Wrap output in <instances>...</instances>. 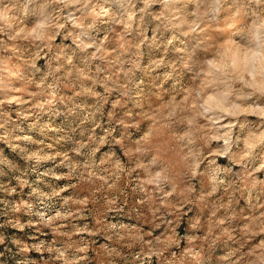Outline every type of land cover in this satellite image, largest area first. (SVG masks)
Wrapping results in <instances>:
<instances>
[{
	"label": "clouds",
	"instance_id": "9594fccd",
	"mask_svg": "<svg viewBox=\"0 0 264 264\" xmlns=\"http://www.w3.org/2000/svg\"><path fill=\"white\" fill-rule=\"evenodd\" d=\"M157 4L162 5L168 15L163 13L154 15L152 9ZM176 5H183L185 9L188 5H195L196 11L187 14L194 16L195 19L190 21L187 16L178 15L180 10L175 8ZM201 7L205 10L201 11ZM222 12L227 14L226 18H230L232 22H243L241 39L246 45L244 51L247 53L244 70L252 79L246 80L243 72L239 74L233 72L232 57L228 54L225 44L215 46L214 56L197 65L199 71H196L195 78L200 81V86L188 90L190 100L187 105L183 101L175 102L173 96L171 102L163 104L166 112L156 110L155 116L148 112L143 113L144 119L151 118L162 127L187 126L180 132L173 130L175 139L182 142V147L187 149L181 157L183 171L177 176L156 157H152L147 164L138 162L136 168H127L117 154V146L124 145V141L114 135L116 132L114 125L122 127L126 125L129 129L138 126L132 123L133 111H125L122 118H117L116 109L123 107L125 101L133 103L135 108H141L150 96L159 99L158 89L163 87V83L173 79L178 67L177 64L166 63L163 59L151 60L146 70L141 69L138 64H133L130 68L125 67L126 60L123 58L125 53L131 55L132 48L139 49L145 42L156 44L157 41L155 35L149 41L146 31L140 29L137 30L140 37L137 42L134 44L130 42L136 17L140 15L143 19L151 16L164 27L181 30L182 35L188 36L196 32L201 23L218 22L217 18ZM159 26L157 25V29ZM185 26L187 30H183ZM231 26L230 24L229 27ZM113 32L120 38L116 47L112 46ZM176 38L173 35L167 39V44H172ZM13 59L24 66L25 73H21L10 63ZM41 59L45 60L43 67L38 66ZM184 67L192 71L187 64H184ZM158 69H165L162 76L157 77L161 79L159 85L153 83L152 88L145 91L142 84L136 83V80L140 79L135 75L137 70L151 78L152 73ZM111 70L120 74L119 82L113 80ZM13 77L24 82L32 77L34 84L38 81L37 90L28 92L25 98L22 90L5 83ZM64 86L73 89L75 95L61 111L56 104L64 102L65 98L62 96ZM97 86L102 88L103 92L98 91ZM172 87H176L175 81ZM114 91L119 94V98L113 101L112 111L108 113L110 124L113 126L104 130L102 135H97L96 130L103 128L101 121L108 94ZM75 96L82 97V101L76 103ZM262 98H264V0H0V128L6 123L13 125L12 111L5 108L9 106L10 109L13 104L18 106L15 110L18 120L36 117L39 121L47 115L48 119L54 122L79 117L82 124L89 125L90 135L87 140L69 137L71 153L77 159H73L68 152L49 154L43 147L36 150L20 149V152L25 162H34L36 165L42 162L53 163L54 167L41 174L43 177L55 181L75 180L79 184L101 182L99 185L102 190L101 200L97 201L102 207L99 231L87 223L82 226L72 224L71 229L74 235L81 237L85 234L90 238L102 234L106 241L101 245L106 264H153L154 259L156 264H205L202 250L197 245L201 237L197 235L181 237L176 228L181 209L186 204H202L208 207L209 197L222 189L229 193V199L227 202H216L210 207L207 235L203 239H211L214 242L213 233L216 228L220 229L227 241L235 239L230 227L220 226L230 224L236 218L232 196L239 189L235 182H228L231 168L220 165L216 158L224 157L239 163L250 169L251 173L264 170V132L259 136L250 134L242 139L233 137V129L239 117L248 115L264 117ZM87 100L95 101V106L91 110L84 107ZM173 117L175 119H170ZM30 127L36 128V125ZM39 132L42 135L48 132L59 133L60 127L45 122L39 126ZM154 134L153 127L138 139L132 140L131 146L125 148L127 154L146 155L148 149L144 145ZM83 135L82 132L81 136ZM23 138L31 141L29 136ZM15 139L18 137L0 135V140L7 141L13 151L18 147L14 143ZM61 139L63 137H59L57 143ZM213 142H217L215 148L212 147ZM47 147L52 148V145L49 144ZM104 147H107V151L101 153V148ZM234 148L236 152L233 151ZM205 149L208 155L212 156L211 160L205 155ZM205 160H208V163L201 171V165ZM7 163L15 167L11 161ZM137 168L145 173L146 178L138 182L132 192L142 195L126 209L124 200L128 197L122 193L118 185L123 176L130 175ZM153 168L156 170L153 171ZM178 178L186 185L182 193L177 183ZM198 178H202L199 191L197 185L193 183ZM16 179L21 185L27 184L20 176ZM205 180L207 190L203 188ZM37 183L44 181L38 177ZM148 185L153 186L151 190L147 188ZM76 186L77 184L70 183L62 187H53L51 192L33 187L32 196L37 198L43 209H34L33 203L29 201L13 204L12 212L23 211L25 215L37 217L35 221L30 219L27 225L17 221L14 226L21 231L26 226L49 227L55 234H61V229L69 225L58 222L68 221L70 218L86 219L83 212L77 217L68 205L86 204L92 197L88 199L61 197L62 192ZM245 190L249 205L264 207V204L259 203L264 197V181L253 180L245 185ZM11 191L14 192L15 189ZM56 197H60L62 203L59 209L53 210ZM172 197L180 198L173 203L170 199ZM253 198L257 201L256 205H252ZM145 206L150 214V227L153 230L163 228L160 236H153L152 231L145 232L143 226L137 227L125 222L134 219L133 213L144 218L139 209ZM221 210L225 213L224 218L216 221L214 218ZM108 213L114 215L108 217ZM169 213H174V218L169 219ZM252 225L260 232H264V214L256 217ZM203 227L199 217L191 218L188 222V228L193 233ZM30 239L39 242L30 246L25 244L19 251L47 252L60 264H90L87 256L89 248L87 239L82 238L79 242L66 246H57L55 241L48 243L39 240V236H32ZM182 241L187 242L183 249ZM4 242L5 238L0 235V244ZM12 243L19 245L21 242L13 240ZM172 248L180 250L179 253L171 252ZM166 252L169 253L168 256H165ZM233 255L235 250L229 251L221 259L234 264L231 261ZM248 255L255 257L248 264H264V244L260 245L259 254L257 250H253ZM16 264H21V261L17 260ZM23 264H29L27 258ZM31 264L37 262L31 261Z\"/></svg>",
	"mask_w": 264,
	"mask_h": 264
},
{
	"label": "rangeland",
	"instance_id": "374dc122",
	"mask_svg": "<svg viewBox=\"0 0 264 264\" xmlns=\"http://www.w3.org/2000/svg\"><path fill=\"white\" fill-rule=\"evenodd\" d=\"M176 9L180 11L177 13L181 16H187L188 13L196 11L195 5H188L185 9L183 5H176ZM201 11L205 9L201 7ZM152 12L154 15H159L163 13L168 15L164 10L162 5L153 6ZM227 14L221 13L217 18L218 22H207L201 23L200 28L196 32L190 33L188 36L181 34V30L174 28H166L160 21L153 20L151 16L141 18L140 15L136 17L135 22L133 23V37H130L131 43H136L140 38L137 35V30L143 29L146 31L148 40L150 41L155 35L157 38L156 44H150L145 42L141 45L139 49L132 48L131 55L125 53L124 59L126 60L125 67L130 68L133 64H138L141 69H147L148 64L153 59H163L166 63H175L177 64V71L173 74V79L169 80L166 83H163V87L158 89L159 99L156 96H150L145 103L142 104L141 108H135L133 103L125 101L123 107L116 109V117L122 118L125 111L131 110L134 113V119L132 123L138 127L129 129L126 125H114L116 127V132L114 135L117 139L124 141V145L117 146V154L121 160L125 163L127 168H136L138 162H143L147 164L152 157H156L161 164L167 166L172 170L174 174H179L183 171V161L181 157L185 154L187 149L182 147V142H178L175 139L174 129L176 132H180L181 129L186 128V125H173L172 127H162L159 122H155L153 119H144L143 113L148 112L151 116H155L156 110H161L166 112V109H163L164 103H169L172 101V97L175 96V102L179 103L183 101L186 105L190 97L188 96V90L195 89L200 86V81L195 78L196 71H199L197 65L203 63L205 59H211L215 54V46L223 43L227 47L228 54L232 57L233 72L241 73L243 72L246 80H251L252 77L247 74L245 69V61L247 59V53L244 51L246 45L241 39V27L243 22H232L230 18H226ZM171 18V17H169ZM191 21L195 19L194 16H187ZM176 23V21H173ZM232 25L229 27V25ZM157 25H160L157 29ZM183 30H187L186 26ZM173 35L177 38L173 40L172 44H167V39H170ZM113 40V47L117 46L119 41V36L116 32L111 34ZM59 42V38L58 41ZM11 64H14L16 69L21 73H25V68L22 64L16 63L13 59ZM45 60L41 59L38 62V66L43 67ZM184 64H187L192 71H189L188 68L184 67ZM165 69H158L152 73L150 78L145 73L137 70L135 75L139 76L140 79L136 80V83L142 84L145 91H148L152 88V84L155 83L159 85L162 73ZM111 75L114 81L119 82L121 76L115 70H111ZM155 78V79H154ZM173 81L176 82V87L173 88ZM6 84H11L17 89L22 90V94L27 98V93L37 90V84L33 83L32 77L28 78L27 82L17 80L13 77L10 81H5ZM97 90L103 92V89L97 86ZM153 91H157L153 89ZM20 94V93H18ZM75 95L73 89L68 88L67 86L63 87L62 96L65 98L63 103H57L56 107L61 111L65 109L68 105L69 100L72 96ZM119 98L117 92H112L108 94L107 102L105 103V113L102 119V129H97L96 134L102 135L103 131L108 127L113 126L110 124L108 113L112 111V103L115 99ZM82 97L75 96V102L80 103ZM264 101V98H262ZM258 103H261L258 101ZM95 106V101L87 100L84 104L88 110H91ZM18 106L11 105L5 106L6 109L12 111V121L13 125L5 124L3 128H0V135L6 136H15L18 139H15L14 143L18 146L16 151L12 150V147L9 146V143L4 140H0V235L5 238L4 244H0V264H16L17 260L21 261L23 264L25 258L31 264V261H36L37 264H60V262L55 261L52 256L47 253H37L35 251H29L27 253L19 251L25 244L32 245L33 243L39 242L38 240L30 239L32 236H39V240L46 241L51 243L55 241L57 246H66L68 244L77 243L82 238L89 240V248L87 256L89 257L90 264H106V257L104 250L101 249V245L106 243L104 236L101 234L96 237H88L86 234L81 237L74 235L72 233L71 225L76 224L82 226L84 223L89 224L90 227L96 228L99 231L98 225L101 219L102 207L101 204H98L97 201L101 200V188L99 187L100 181L85 182L79 184L77 181L72 180H60L55 181L49 177H43L41 174L54 167L52 162H42L39 165H36L34 162H25L21 157L22 153L20 149L36 150L41 147L44 148V151L52 154L56 152H68L73 159H77L74 154L71 153V142L69 137L83 138L87 140L90 132L88 131L89 125L82 124L80 118L77 117L71 120H56L50 121L47 115H44L39 121L36 117H28L27 119L18 120L16 117V109ZM170 119H175L170 118ZM45 122L52 123L53 126H59L60 132L53 133L48 132L45 135L40 134L39 126ZM227 122V121H225ZM36 125V128H31L30 125ZM155 134L150 137L149 142L144 145L148 149L146 155L141 154H127L125 148L126 146H131V141L138 139L140 135L145 132H148L150 129H153ZM84 133L81 136V133ZM264 132V117L257 115H248L238 118L233 129V137L235 138H244L248 135L259 136ZM182 134V133H181ZM31 137V141H42V144L32 143L30 140H26L23 137ZM63 137L57 143V139ZM51 144L52 148H48L47 145ZM217 142H213L212 147L215 148ZM107 151V147L101 148V153ZM234 152L237 150L234 148ZM99 155V154H98ZM205 155H208L207 149H205ZM5 158H7L5 160ZM212 156L208 155V160H211ZM217 162L220 165H225L231 168V172L228 174V182H235L238 186V191L235 192V195L232 196L233 199V208L236 213V218L233 219L230 224L226 223L220 227H230L233 231V236L235 237L232 241H227L226 237L221 233L219 228L214 229L215 241L212 242L211 239L204 240L203 237L207 235V227L209 224L210 217V207L219 201L227 202L229 199V193L223 191V189L216 195L209 197V206L205 207L202 204H186L183 209H181V215L178 221V227L176 228L177 233L183 237L185 235H197L201 237L197 241V245L200 250H202L205 264H229V261H224L221 258L226 256L229 251L235 250V255L231 257V261L234 264H248L252 259H255L254 256H249L253 250H257L259 254V247L261 244H264V232H260L257 227L252 225V221L256 217H260L264 214V207H253L249 205L247 200V192L245 190V185L250 184L253 180L264 181V170H261L257 173H251V170L245 168L239 163L229 161L224 157H217ZM208 160H205V163L201 165V171L204 170L205 165L208 163ZM7 161H11L15 167H11ZM59 158L57 159V163ZM153 171L156 169L153 168ZM57 171H66V169H57ZM20 176L22 179L27 181L26 185H21L16 177ZM38 177L44 181V183H37ZM145 173L138 169L134 172H131L130 175H125L121 178L119 182V189L123 194L127 195V199L124 200L125 208H128L130 203H134L136 199H139L142 194H135L132 192V189L136 184L143 179H145ZM223 178V177H222ZM201 179L198 178L196 181H193L197 185V190L201 188ZM77 184L74 188H69L67 191L61 193V197L67 198L72 197L73 199H88V203L77 205L69 204L68 207L78 217L81 212L86 217V219H76L70 218L68 221L58 222L66 223L69 225L67 228L61 229V234H55L53 230L49 227L42 226H26L23 231L16 228L14 225L17 221L27 225V222L31 219L35 221L37 217L25 215L23 211L21 212H12L11 206L13 204H20L21 201H29L33 203L34 209L42 210L43 206L40 205L39 201L35 196H32V188L37 187L43 190L44 192H51L53 187H62L67 184ZM177 183L180 185V192H183L184 185L178 178ZM153 186L148 185L147 188L151 190ZM203 188L207 190L208 185L206 180L203 183ZM15 189L14 192L11 190ZM166 190H168L166 188ZM255 197V193L253 194ZM180 197L170 198L173 203H176L177 199ZM61 198H54L55 209L61 207ZM259 203L264 204V197L261 198ZM257 201L255 198L252 200V205H256ZM143 214L144 218L137 217L133 213L134 219L132 221L125 220L126 223H130L137 227L143 226L144 231H152L153 236H160L163 228L153 230L150 227L149 217L150 214L147 211V206L139 209ZM108 217H112L113 213H108ZM174 213H169L168 218H174ZM224 211L221 210L217 213V216L214 218L216 221L224 218ZM199 217L202 221L204 227L193 233L188 228V222L191 218ZM259 223V221L257 222ZM251 229V230H248ZM42 233V234H41ZM150 239L151 237H146ZM13 240H19L21 243L19 245L12 243ZM187 246L186 241L181 242V249ZM171 252L179 253L180 250L176 248L170 249ZM169 253L166 252L165 256H168ZM153 264H156L155 259Z\"/></svg>",
	"mask_w": 264,
	"mask_h": 264
}]
</instances>
